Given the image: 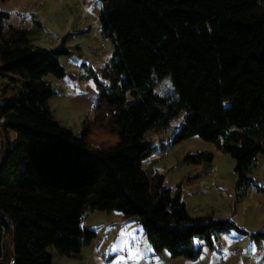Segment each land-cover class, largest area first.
<instances>
[{
    "label": "trees",
    "instance_id": "16d2710c",
    "mask_svg": "<svg viewBox=\"0 0 264 264\" xmlns=\"http://www.w3.org/2000/svg\"><path fill=\"white\" fill-rule=\"evenodd\" d=\"M99 1L115 54L100 70L83 63L79 75L58 60L69 51L42 49L0 11V264H53L50 248L78 257L97 237L85 226L95 212L137 219L154 251L172 259L195 261L201 243L214 248L219 234L241 231L230 219L192 217L184 181L167 188L144 162L155 150L150 136L183 114L174 143L199 136L229 155L237 200L254 183L264 156V0ZM47 76L94 83L93 115L79 135L54 118ZM166 77L173 98L156 90ZM95 131L114 142L97 146ZM213 161L211 152L185 158Z\"/></svg>",
    "mask_w": 264,
    "mask_h": 264
},
{
    "label": "rangeland",
    "instance_id": "374dc122",
    "mask_svg": "<svg viewBox=\"0 0 264 264\" xmlns=\"http://www.w3.org/2000/svg\"><path fill=\"white\" fill-rule=\"evenodd\" d=\"M101 7L99 0H0V11L10 15L11 24L29 30L34 44L45 50L69 51L70 55L58 60L69 74L77 75L83 63L100 70L114 57L115 47L100 31ZM46 80L56 81L52 76ZM63 82L66 90L54 86L55 95L49 105L54 118L79 135L78 129L92 117L93 108L77 111L70 99L95 91V86L92 81L79 82L70 76ZM156 90L170 98L176 96L168 77L158 82ZM183 117H176L164 134L150 136L155 149L165 151V155L153 161L150 156L144 162L148 176L156 171L164 173L165 187L171 189L184 181L183 200L192 217L230 219L241 231L232 229L219 234L214 248L201 243L202 254L195 261L172 259L167 251H154L137 219L126 220L119 211L95 212L85 222L97 234L92 244L76 258L50 248L53 264H264V240L254 237L264 233V193L258 192V188H264V156L259 157L258 167L251 174L254 183L245 187L242 198L237 200L235 161L229 155L217 151L214 144L199 136L174 143ZM92 141L97 146L110 145L114 138L95 131ZM200 152L213 153V163L195 166L185 162L188 155Z\"/></svg>",
    "mask_w": 264,
    "mask_h": 264
},
{
    "label": "crops",
    "instance_id": "0c3cea01",
    "mask_svg": "<svg viewBox=\"0 0 264 264\" xmlns=\"http://www.w3.org/2000/svg\"><path fill=\"white\" fill-rule=\"evenodd\" d=\"M51 82H52L53 87L59 86L61 88V90H64V89L66 90V88H67V86L63 82V80H60V81L56 80V81H51ZM53 83H55V84H53ZM60 84H63V86H61ZM96 98H97L96 90L95 91L90 90V92L88 94H76L75 97H71L70 100H71L72 105H73L75 110L86 112V111L91 110V108H94ZM78 130L80 133L81 130L80 129H78Z\"/></svg>",
    "mask_w": 264,
    "mask_h": 264
},
{
    "label": "built area",
    "instance_id": "2783aa9c",
    "mask_svg": "<svg viewBox=\"0 0 264 264\" xmlns=\"http://www.w3.org/2000/svg\"><path fill=\"white\" fill-rule=\"evenodd\" d=\"M165 155V151L164 153L159 151V148L158 149H155V152L151 154V160H160L163 156ZM4 261V257L0 258V262H3ZM4 264H16V261L14 258H11L9 260H7Z\"/></svg>",
    "mask_w": 264,
    "mask_h": 264
}]
</instances>
